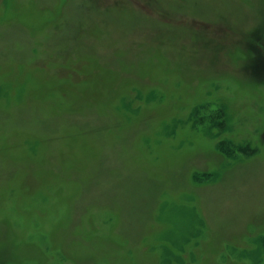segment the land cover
Masks as SVG:
<instances>
[{
	"label": "rangeland",
	"instance_id": "374dc122",
	"mask_svg": "<svg viewBox=\"0 0 264 264\" xmlns=\"http://www.w3.org/2000/svg\"><path fill=\"white\" fill-rule=\"evenodd\" d=\"M0 264H264V0H0Z\"/></svg>",
	"mask_w": 264,
	"mask_h": 264
}]
</instances>
